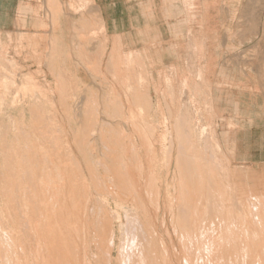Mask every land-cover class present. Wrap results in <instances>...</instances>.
Here are the masks:
<instances>
[{"label":"crops","instance_id":"0c3cea01","mask_svg":"<svg viewBox=\"0 0 264 264\" xmlns=\"http://www.w3.org/2000/svg\"><path fill=\"white\" fill-rule=\"evenodd\" d=\"M84 1L89 2L87 11L73 13L62 7L67 21L60 27L61 41L56 37L58 42L51 46L64 58L68 81L71 75L77 87H91L82 97L100 99L106 92L122 97L121 91H130L126 98L136 96L140 101L171 98V106L148 109L157 123L168 111L173 119L182 115L180 103L185 98L195 100L194 111L216 131L224 156L234 160L237 180L243 182L246 166L264 179V13L260 0ZM37 8V0H0V48L8 47L3 56L9 72L12 65L18 73L21 67L30 74L38 70L37 47L25 59L14 52L18 40L25 45L26 40L36 43L38 36L54 34L46 24L50 19L46 18L44 27L39 24ZM72 18L82 24L73 25ZM97 30L99 35L94 36ZM136 108L131 105L127 113L137 115ZM5 110L0 112H20L19 108ZM133 123L147 126L149 121L130 122L126 128L137 135ZM132 139L129 145H140L138 137Z\"/></svg>","mask_w":264,"mask_h":264},{"label":"bare ground","instance_id":"6f19581e","mask_svg":"<svg viewBox=\"0 0 264 264\" xmlns=\"http://www.w3.org/2000/svg\"><path fill=\"white\" fill-rule=\"evenodd\" d=\"M85 2L87 4V1ZM85 2L82 1L81 7L79 5L75 7V4V10L85 8ZM13 102L14 100L11 105ZM0 103L2 105L3 102ZM35 104L41 106V103ZM19 111L21 113L20 109ZM39 111L33 112L39 114ZM35 115L34 119H37L34 123L39 121L40 117L42 119V116ZM41 128L38 127L37 131L49 140L52 136L45 131L46 128L44 130ZM208 128L214 137V129L211 126ZM115 144L116 142L112 143ZM214 144L217 145V142ZM34 145L30 148L32 157H27L25 150L23 153L20 148L17 149L19 154L17 159L22 163L27 162L17 171L19 174L17 180L14 177L17 173L11 171L16 169L13 164L10 166L11 162L15 163L13 162L15 156H11L13 153L0 159L6 167V172L1 174L2 177L0 175V194L1 196L6 194L3 197L12 205L18 232L21 234L18 241H15L0 218V264H264V198L261 194H256L252 199L240 200L242 195L239 187L242 182L237 180V171L232 164L234 160L231 162L226 158L228 168L224 164L213 163L206 157L181 158L178 160L180 163L177 167V179L174 180L172 177L170 181L172 189L167 187L164 192L166 182L155 174L147 182L139 181V175L128 174L130 166L139 171L152 168L149 163L141 168L140 163H133L138 161L137 159L115 157L125 154V150L112 149L110 141L106 144L108 154L105 156H108L102 155L103 157L96 160L103 164L106 173L112 174V183L109 182L112 187H108L109 178L105 180L95 177L93 182L97 189H94L95 192L114 193L120 197L131 194L134 201L141 203L143 209L148 207L150 211H156L160 202H163L165 209L168 210L175 237L165 239V243L158 247L155 244L157 236L155 229L150 234L152 224L143 225L141 222L143 214L131 210V207H136L135 205H120L123 209L121 214L102 205L91 208L90 183L84 180V175L78 177V174H73L75 171L69 173L67 169V179L63 182V175L60 177L62 179L59 178L61 172L59 164H62L63 157L54 158L55 155L50 157L54 151L53 141L47 143L46 150H38ZM44 152L49 153L48 157L42 158ZM131 152L138 153L134 150ZM179 152L190 155L196 153L191 149ZM110 153L114 157H109ZM54 161H58L57 164L50 163ZM123 161L126 163H116ZM86 168L87 172L94 170L89 163ZM78 173L81 174L80 171ZM69 174L71 175L68 176ZM249 174L255 173L250 171ZM58 180H61V183ZM57 184L60 185L56 186ZM16 189H19L17 194L20 191L23 194L19 199L17 197L20 195L14 197L19 201L18 206L15 204L17 208L13 204L15 199L11 197ZM121 215L124 217L122 220ZM153 215L155 214L149 213L150 218ZM113 218L118 223V233ZM154 224L157 225V222ZM160 224L164 226L167 234H170L166 222ZM176 242L179 243L178 246ZM23 248L25 251L21 254ZM114 250L116 255L113 258Z\"/></svg>","mask_w":264,"mask_h":264},{"label":"rangeland","instance_id":"374dc122","mask_svg":"<svg viewBox=\"0 0 264 264\" xmlns=\"http://www.w3.org/2000/svg\"><path fill=\"white\" fill-rule=\"evenodd\" d=\"M37 1V18L40 21L39 24L44 27L46 18L47 20L50 19L51 24L48 21L46 24L49 28H52L54 34L51 36L40 35L37 37L36 43L34 41L30 43L28 40H26L25 45H23L24 41L22 39L18 40L14 51L16 54H20L25 59H28L29 53L34 54V47L36 46L38 66L36 73H25L22 71L23 67L20 68V72L18 73L15 71V69L18 70V68L15 67L14 69L13 65L11 66V70L9 72L7 67H4L5 64L3 56V54L7 56L8 47H6L5 50L3 47L0 48V101L4 103H2V105L0 103V111L4 109L8 110L10 108H19L21 110V113H12L11 111L6 113L0 112V159L6 158V155L9 157L13 153L11 156H15L13 157V162L15 161V163L11 162L10 166H12V164L14 165V169L16 170L13 171L11 169V171L16 174L17 171L20 170L21 166L27 163L25 161L22 163L20 162L21 160L17 159V156L19 155L17 153V149L20 148L19 150H21L23 153L26 151L25 154L29 155H27V157H32L33 153L32 150H30L31 145L35 144L34 148L38 150H46L48 149L47 143L53 141L54 145L52 146V149H54V151L52 152L53 155L50 157H54V155V158L63 157L62 164H59L61 165V172L60 174L59 171L57 173L59 174V178L61 175H63V182H66L67 169H69V173L75 171L73 174H78V177L84 175V180L90 183L91 194L89 197V205L91 208L102 205L107 208L109 207L110 211L119 212L121 214L123 209L120 205H135L136 207H131V210L143 214L141 217V222L144 226L152 224L150 225V234H152L155 229L157 233L155 244L159 247L160 244L165 243V239H168L169 237H175L172 232V226L170 225V219L167 213L168 210L165 209L163 202H160V205L156 211H150L148 207L143 209V205L141 203L134 201V196L131 194L127 197H120L114 193L102 194V192H95L94 189H96V187L93 184L95 177L105 180L109 178L110 180L107 181L108 187H112L109 183L112 181V174L106 173L103 164H99V161L96 159L103 157L102 155L107 157L108 155L105 156L108 147L106 144H108L109 141L111 142V145L113 142H116V144L112 145L111 148L125 150V154L115 157L134 158L138 161H133V163H140L142 165L141 168H144L148 163L152 167L138 171L132 168V166H130L131 163L129 162L130 171H128V174H132L133 176L139 175L140 178L138 177V179L139 181L141 180V182H147L150 177L155 174L156 177L158 176L159 179H162L164 182H166V186L164 185L165 192L167 187L168 189L171 188V178L173 177L174 180L177 179V167L180 163L178 160L181 158H187L189 156L206 157L209 158V160H211L213 163H218L221 165L224 164L228 167V162H226L227 157L224 156L221 150V143L215 134L216 131L214 130L213 137V135L210 133L211 129L208 128V126H210L209 123H205L204 116H198V113L194 111L195 107H192L193 104L196 105L195 100L190 101L189 98H185L184 102L180 103L182 115L178 116L177 114L173 119L172 111H168V114L163 115L162 120L157 123V119H154L156 115H150L148 109L150 111L153 105L158 107L171 106L173 104L171 98L164 96L162 98L160 97L151 99L148 97L145 99L142 98L143 101H140L141 98H137L136 96H133V99L126 98V96L128 97L127 93H130V91H121L122 93H125L122 97H118L116 92H106L104 93L106 95L100 99L93 97H82V95L86 94L87 90L91 89V87H77V82L76 80H73L75 78L71 75V82L68 81L67 68L63 62L64 58L60 50L56 51L55 49H52V47L58 42L57 38L61 41L60 27L62 26V21H67V16L62 15V7H67L73 13L83 11L85 9L87 11L89 2L86 4L84 0L68 1L67 3H62L61 0ZM78 1H80V3ZM82 1L85 2L84 4H86V7L82 9L80 8V10L76 11L75 7L77 5L81 7L83 5ZM73 2H78L75 7L73 6L74 9L71 6V3ZM81 3L82 5H80ZM260 6L261 13L263 14V0H260ZM23 11H25L23 10V5H20V13H23ZM90 11H88V14ZM40 14H42V17L39 16ZM82 16L84 17L83 13ZM69 21H72L73 25L82 24L80 19L72 18L69 19ZM55 31H58V33H55ZM93 35H99V30L95 31ZM261 41L264 42V35H262ZM44 69L47 71V74L44 72ZM89 93L92 94L93 92L90 91ZM156 93L157 92L154 91V94ZM13 100L14 104L11 105ZM35 103H41V106L36 105ZM131 105L138 107L136 109L139 114L129 115L127 113L129 112ZM32 110L40 111L38 112L39 114H37ZM42 110L43 112H41ZM33 113L42 116V119L40 117L39 121L34 123L35 119L37 118L34 119L35 114ZM131 116L134 117L132 118ZM10 118L11 120H9ZM44 119L45 121L43 122L42 120ZM142 120L149 121V123L147 126L145 123H133L134 128L137 129L135 131L137 135H134V133L131 134L130 129L126 128L127 126L131 125L130 122H142ZM37 126L42 127L41 129L43 130L46 128L45 131H47V133L52 137L47 140V138L37 131ZM142 128H147L148 130L145 129V131H142ZM133 137H138L139 141L137 142H139L140 145L133 144L136 142H131V145L128 144L133 140ZM5 142L7 143L5 144ZM16 142L19 143V145ZM24 142L28 143L27 145L29 147L24 144ZM174 142L179 143L175 149V158L172 156L174 153ZM214 142H217V145H215ZM101 143H103V145ZM189 143H191V145ZM12 146L14 149H12ZM24 146H26V149H29L26 150ZM54 146L56 147V151ZM153 149H155L154 152ZM188 149L195 150L196 153L194 155H190V153L184 154L183 152H179L181 150L185 151ZM131 150L137 151L138 153L134 154L131 152ZM165 150L167 153H162ZM199 150L203 151L200 152ZM130 153L133 154L131 155ZM42 155V158H44V156L48 157L49 153L44 152ZM109 155V157H114L111 156V153ZM56 162L58 161L50 163L57 164ZM66 162L68 165H66ZM88 163L94 167L93 172H87L88 169L86 167H88ZM116 163L126 162L123 161ZM4 167V162L0 160V175L6 172V167ZM79 168L81 170H79ZM79 171L82 175H79ZM250 171H252L250 168L245 167L244 179L242 180V185L239 187V192L242 195L240 200L252 199V196L256 194H261V197L264 198V179L259 175H256V173L254 175H250ZM70 175L71 174L68 176ZM166 175L168 176L166 177ZM14 177L16 178L14 179L17 180L19 174L17 173L14 175ZM56 178L58 179V176H56ZM58 182L61 183V180H58ZM59 185L57 184L56 186ZM63 186L65 188V185ZM133 189L134 187L131 188V190ZM16 190L17 191L14 190V195L16 194L15 196L7 193L12 195L11 197L15 199V202L13 203L14 206L19 202L17 200L20 197H23V194H21L22 192L20 191L17 194L19 189ZM5 195L3 194V196ZM66 195L67 194H65V196ZM3 196L0 194V207H2V210H0V218H2L4 226L10 231L9 233L11 237H13L15 241H18L21 234L18 232L17 219L13 215L12 205L7 203L5 197ZM14 197H17L18 199ZM17 206H15V208H17ZM173 210L175 215H177L176 208ZM149 213L155 215L150 218ZM94 217L96 219L95 215ZM122 219H124L123 215H121V220ZM112 220L115 221L116 219L113 218ZM163 221L166 222V226L170 231V234H167L164 226L160 224ZM155 222H157V225L154 224ZM115 225L117 230L116 233H118L117 221H115ZM156 233L154 235H156ZM158 239H162V241ZM176 245L178 246L179 243L176 242ZM24 251L25 250L23 248L21 254H24ZM36 254L37 253H35V256ZM26 255H28L27 251ZM114 255H116L115 250L112 252L113 258Z\"/></svg>","mask_w":264,"mask_h":264}]
</instances>
